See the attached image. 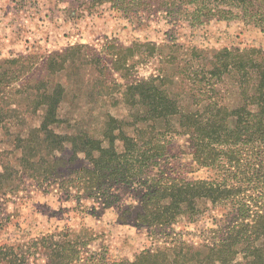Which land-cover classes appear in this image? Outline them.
Masks as SVG:
<instances>
[{"label":"rangeland","instance_id":"1","mask_svg":"<svg viewBox=\"0 0 264 264\" xmlns=\"http://www.w3.org/2000/svg\"><path fill=\"white\" fill-rule=\"evenodd\" d=\"M247 1L215 3L211 16L190 28L181 11L177 17L136 11L128 20L108 0H0V264H61V255L70 254V264H130L142 254V264H247L241 243L221 257L229 228L242 220L233 201L214 207L200 201L194 216H175L167 225L138 219L142 197L168 180L217 173L193 162L189 137L175 121V129L152 133L144 110L128 99L129 86L154 78L183 113L200 110L203 99L192 97L188 70H210L213 54L224 48L264 54V0ZM138 43L154 46L153 55L124 53L115 69L110 46ZM217 87L215 100L229 108L240 104L232 78ZM60 92L55 134H87L109 148L106 125L119 119L129 137L141 130L139 145L151 135L138 154L153 158H122L103 184L90 186L86 171L93 166L83 154L75 156L66 143L49 152L41 142L44 103ZM114 149L126 153L120 141ZM252 194L236 203L255 210L247 201Z\"/></svg>","mask_w":264,"mask_h":264},{"label":"trees","instance_id":"2","mask_svg":"<svg viewBox=\"0 0 264 264\" xmlns=\"http://www.w3.org/2000/svg\"><path fill=\"white\" fill-rule=\"evenodd\" d=\"M223 1L225 0H108L111 8L121 12L128 20L130 14L136 11L160 10L171 17H177L176 14L181 11L180 14L186 17L190 28L211 16V8L208 7L215 3L219 6L225 3ZM230 1L239 5L250 4L247 0ZM174 9L177 10L175 15ZM132 46L137 47V52H134ZM132 46H110L115 69H120L118 65L124 53L128 57H133L136 53L151 56L155 51L151 44L138 43ZM212 58L210 70H188L192 97L203 99L200 110L196 112L183 113L178 102L165 90L164 84L160 83L158 86L154 78L138 81L128 88L129 105L144 110V115L153 123V127L149 128L152 133L156 130L163 135L164 132L175 129L172 124L175 121L178 130L189 137L193 162L198 167L217 173V178L211 179L168 180L167 187L142 197L144 212L138 219L146 225H167L175 216H194L200 201L213 207L233 201L235 211L241 215L242 220L229 228V236L223 242L224 246H221L225 249V254L221 257H228L227 250L235 243H241L246 246L249 258L247 264H264V54L262 50L253 47L242 50L224 48L215 52ZM224 77L232 78L239 90L241 101L233 108L215 100L221 92L217 85L224 82ZM60 94L61 92L44 103L47 114L38 131L42 134L41 142L49 152L61 151L66 143L71 146L75 156L83 154L85 160L93 166L92 170L86 171L90 186L103 184L109 178L107 173L116 171V164L119 167L122 158L126 162L135 160L134 163H138V157L141 160L143 157L149 160L153 158L148 154H138H142V148L151 143V135L141 146L138 142L142 143V139L135 138L142 135L141 130H136L134 138L129 137L123 132V128L128 125L119 119L110 118L106 125L105 138L109 141V148H104L100 140L87 134H55L51 127L60 123L56 117ZM161 122V128L154 126V123ZM115 141L123 144L125 154L116 152ZM129 166L132 167L131 164ZM8 169L6 172H9ZM247 192L253 193V197L247 201L252 203L255 210H251V206L241 199L236 203V199ZM245 219H248L246 223ZM3 255L7 257L10 254ZM59 256L56 255V258ZM146 256L142 254L130 264H142ZM73 257V254L61 255L60 262L70 264Z\"/></svg>","mask_w":264,"mask_h":264}]
</instances>
